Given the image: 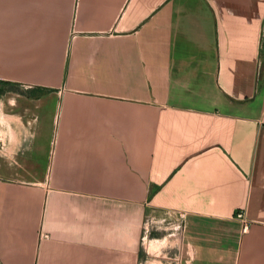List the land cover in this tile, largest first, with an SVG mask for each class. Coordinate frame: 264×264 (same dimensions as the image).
Wrapping results in <instances>:
<instances>
[{
    "label": "crops",
    "instance_id": "obj_1",
    "mask_svg": "<svg viewBox=\"0 0 264 264\" xmlns=\"http://www.w3.org/2000/svg\"><path fill=\"white\" fill-rule=\"evenodd\" d=\"M1 84L0 264H264V0H0Z\"/></svg>",
    "mask_w": 264,
    "mask_h": 264
},
{
    "label": "built area",
    "instance_id": "obj_2",
    "mask_svg": "<svg viewBox=\"0 0 264 264\" xmlns=\"http://www.w3.org/2000/svg\"><path fill=\"white\" fill-rule=\"evenodd\" d=\"M264 122V119H263ZM237 219L242 223L243 225V233H247L250 229V221L247 217V214L244 210H240L237 215H236Z\"/></svg>",
    "mask_w": 264,
    "mask_h": 264
},
{
    "label": "rangeland",
    "instance_id": "obj_3",
    "mask_svg": "<svg viewBox=\"0 0 264 264\" xmlns=\"http://www.w3.org/2000/svg\"><path fill=\"white\" fill-rule=\"evenodd\" d=\"M10 88H15V87L14 86H10V85H3V84L0 85V89H3V90H5V89L9 90ZM18 90H21V89L19 88ZM22 91H24V90H22ZM25 91H26V89H25Z\"/></svg>",
    "mask_w": 264,
    "mask_h": 264
},
{
    "label": "trees",
    "instance_id": "obj_4",
    "mask_svg": "<svg viewBox=\"0 0 264 264\" xmlns=\"http://www.w3.org/2000/svg\"><path fill=\"white\" fill-rule=\"evenodd\" d=\"M2 92V91H1Z\"/></svg>",
    "mask_w": 264,
    "mask_h": 264
}]
</instances>
